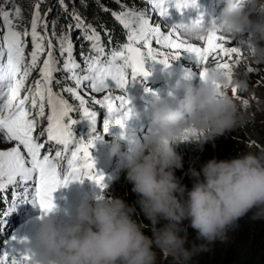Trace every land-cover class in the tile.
Returning <instances> with one entry per match:
<instances>
[{"label":"clouds","instance_id":"obj_1","mask_svg":"<svg viewBox=\"0 0 264 264\" xmlns=\"http://www.w3.org/2000/svg\"><path fill=\"white\" fill-rule=\"evenodd\" d=\"M216 28L238 40L248 62L264 66V0H223L214 23L203 32L190 25L186 36L192 39ZM248 74L221 89L215 85L225 82L224 75L214 71L199 86L181 85L183 95L175 107L163 98L149 105L151 130L130 146L124 166L151 236L144 231L149 225L133 218L134 206L103 195L81 202L74 219L39 217L27 264H157L156 250L170 257L171 264H191L217 240L225 242L249 212L252 219H264V148L230 159L212 158L199 171L191 169V188L175 175L182 168L179 143L207 142L233 131L244 123L242 110L252 104L264 111V100L256 96ZM185 130L196 134L185 138ZM120 154L121 144L113 140L109 155ZM189 228L195 232L191 240Z\"/></svg>","mask_w":264,"mask_h":264},{"label":"snow or ice","instance_id":"obj_2","mask_svg":"<svg viewBox=\"0 0 264 264\" xmlns=\"http://www.w3.org/2000/svg\"><path fill=\"white\" fill-rule=\"evenodd\" d=\"M7 2L0 3V144L11 146L0 148V190L6 192L11 188L19 194V199L8 200L9 208H0V217L13 213L21 204L32 203L39 205L42 218L56 208L53 193L72 181L91 180L101 193L107 188L105 177L95 169L90 151L100 137L93 136L85 142L72 132L77 123L72 118L73 113L90 121L93 132L96 131L98 113L87 106L89 101L85 99L89 91L104 94L102 98H94L92 103L107 112L102 125L106 133L112 126L125 128V121L133 111L128 107L131 101L126 89L137 77L147 78L151 74L145 67L150 61L167 68L182 53H189L198 62L201 79H207L214 71L223 73L225 82L215 85L221 89L233 84L240 66L243 65L247 73L253 72L251 65L244 63L243 50L233 46L222 29H208L206 35L192 39L186 36L190 25L205 31L202 17L191 24L171 27L158 22V17L169 15L170 5L178 11L195 8L196 0H146L154 18L135 6L121 5V10L112 15L122 26L125 41L113 43L109 29L105 28V33L109 34L108 46L104 45L95 26L82 23L78 12L70 14L71 22L60 31L53 22L54 43L52 38L38 31L43 27L47 32L49 27L47 21L41 25L39 3L34 5L31 20L24 24L19 7L8 8ZM59 2L62 10L67 11L64 0ZM74 32H79L77 39L89 42V52H81L83 66L74 56ZM29 39L32 50L26 55ZM45 53L39 78L26 87ZM57 73L61 75L57 77ZM64 81H71L74 86H67ZM117 90L120 94H116ZM231 91L235 93L236 90L232 88ZM63 93L78 101V106L70 103ZM46 108V128L37 134L39 119L45 117ZM193 134H196L193 130H185L184 137ZM102 197L103 194L97 198ZM4 202L0 194V204ZM11 240L15 242L17 238L13 236ZM8 249L9 240L0 241V264H27L30 259L27 252L17 255L15 249Z\"/></svg>","mask_w":264,"mask_h":264},{"label":"trees","instance_id":"obj_3","mask_svg":"<svg viewBox=\"0 0 264 264\" xmlns=\"http://www.w3.org/2000/svg\"><path fill=\"white\" fill-rule=\"evenodd\" d=\"M3 2L4 0H0V3ZM37 3H39L41 19L47 21L49 25L47 32L45 30H40V32L47 38H52L54 43L55 38L52 36L53 22L55 21L56 30L60 31L66 23L71 22L70 14L78 12L82 17V23L96 27L105 46H108L109 34L112 37L113 43L125 41V36L122 34V26L115 20L112 15L113 12H119L121 5H127L129 8L135 6L139 10H142L141 7L145 9L147 7L146 0H119V3L116 0H64V4L67 5V11L62 10L59 0H8L5 6L8 8L19 7L23 17L22 22L27 24V18H29L28 7L31 4L33 10H35L34 5ZM104 9H107V11ZM105 28L109 29V34L105 33ZM78 36L79 32L73 33L75 41L74 56L83 66L81 52H89V42L77 39ZM45 44L47 51V41H45ZM31 50L32 44L30 41L26 49V55ZM56 54L57 56L59 55L58 52ZM45 56L46 53L41 56L37 69L32 72L29 81L26 83V87L32 86L33 82L39 78V67L42 66ZM258 69L264 74V66H259ZM56 75L59 77L61 74L57 73ZM64 84L74 86L71 81H64ZM54 88H56L55 85ZM81 93L84 95V90H81ZM63 95L74 106H78V101H75L69 94L63 93ZM101 97V94L91 93L90 91L85 95V99L89 101L87 106L97 111L100 116V125L93 136L100 135L103 120L105 119V112L92 103L94 98ZM245 110L243 112L244 123L236 127L233 130V134H230L232 145L229 146V149L224 147V142L220 140L221 138L218 141L220 146L219 151H215L211 148L210 144L204 142H189V145L186 147V150H188L186 151L188 153L187 164H182V168L175 170V175L183 184L191 188L193 178L191 177L190 170L195 169L199 171L202 165L212 158L217 160L230 159L238 154L248 152L258 153L261 148H264V122L262 121V117L255 109L246 108ZM47 114L48 109L46 108L45 117L39 119V123L45 125L43 128H46ZM72 118L77 121L72 128V132L78 140L82 139L86 141L92 137V135H88L87 129L81 127L84 124V119L81 118L79 113H73ZM126 175L127 169L124 168L121 170L118 180L112 186L106 188L103 195L123 199L128 205L134 206L136 213L133 218L137 219L138 222L149 225V222L145 219L140 212L139 206L136 204L138 197L132 191L133 185L127 180ZM252 215L253 212H249L238 221V226L228 232L226 242L218 244L215 242L210 246L209 251L194 256L191 264H264V219H252ZM144 231L147 235L151 236L150 225ZM188 233L190 240L195 237V232L191 228L188 229Z\"/></svg>","mask_w":264,"mask_h":264},{"label":"rangeland","instance_id":"obj_4","mask_svg":"<svg viewBox=\"0 0 264 264\" xmlns=\"http://www.w3.org/2000/svg\"><path fill=\"white\" fill-rule=\"evenodd\" d=\"M29 10V18H27V23L28 21L31 20L32 18V13H33V7L30 4V6L28 7ZM45 21L43 19H41V25H43ZM40 30H44L43 27L38 28V31ZM30 42V39H29ZM232 45L233 46H237L238 47V40L233 38L231 39ZM244 63L246 64H250L251 67L253 68V72L248 74V79H249V83L252 85H255V94L257 97L261 98L262 100H264V74L258 69V67L252 65L250 62H248L247 60L244 61ZM170 66L172 67H179L180 65L178 63H176L175 61H171L170 62ZM264 71V69H263ZM245 73V68L244 66H240L239 68H237L236 73H235V78H240L241 76H243ZM242 74V75H241ZM229 94L231 95V92H229ZM246 94L241 93L240 96H245ZM248 109H255L256 112L262 117V121L264 122V111H258L257 107L255 104H252L250 107H247ZM246 110L243 109L242 113L245 112ZM43 126H45L43 123H39L38 124V133L40 132V130L43 128ZM230 134H233V131H229L226 132L224 135L222 136H217L216 138H214L213 140L204 142L207 144H210L211 148H213L215 151H219L220 150V146H219V139L222 140V142H224V147H226L227 149H229V146L232 145V142L230 140ZM100 143L103 142V146L106 148H109L112 143V139L109 140L108 137H106V140H99ZM117 141L121 142V140L119 139V137L117 138ZM188 142L189 141H184L181 142L177 145L176 147V151L177 153L181 156L182 158V164H187V157H188V153L186 151L185 148L188 146ZM197 142V141H196ZM199 143V142H198ZM9 146H5V145H1L0 144V148L3 149H7ZM92 156V155H91ZM38 225H29V227H25L23 228L19 233L13 234L11 237L15 236L17 238V240L15 242H13L11 240V237L9 239L4 238L3 240H9V251H11L12 249H15V254L19 255V254H23L26 253L30 247V243L31 241H26L25 243H20L19 241H21L20 239H25V240H30L36 227ZM226 242V241H225ZM216 243H221V241L217 240ZM157 251V264H171V258L170 257H166L164 255H162L159 250ZM167 260V261H166Z\"/></svg>","mask_w":264,"mask_h":264},{"label":"bare ground","instance_id":"obj_5","mask_svg":"<svg viewBox=\"0 0 264 264\" xmlns=\"http://www.w3.org/2000/svg\"><path fill=\"white\" fill-rule=\"evenodd\" d=\"M142 8V10L145 12V14L147 15V16H149L150 18H154V16H155V14L153 13L152 15L149 13V11H148V9H147V7H146V9L144 8V7H141ZM75 51V50H74ZM92 155V154H91Z\"/></svg>","mask_w":264,"mask_h":264}]
</instances>
